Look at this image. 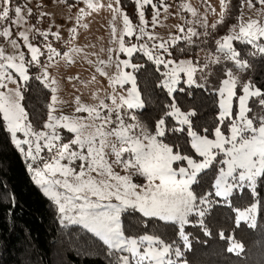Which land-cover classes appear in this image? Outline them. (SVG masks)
Returning <instances> with one entry per match:
<instances>
[{
	"label": "snow or ice",
	"instance_id": "6c2138e0",
	"mask_svg": "<svg viewBox=\"0 0 264 264\" xmlns=\"http://www.w3.org/2000/svg\"><path fill=\"white\" fill-rule=\"evenodd\" d=\"M29 0L23 5L19 3L13 8V0H0V37L8 39L14 49L19 48L16 39H13V26H20L26 17L32 15V9L28 7ZM89 9L99 7L98 0H84ZM119 3V0H116ZM140 18L137 39L147 36L149 40L157 39L145 32L144 12L140 9L144 5H150L155 9L152 17V25L155 27L159 20L161 9L167 12L168 5L160 0L159 5L153 0H135ZM207 3V0H205ZM249 8L257 4L264 6V0H246ZM245 0H241L243 10ZM221 7H226L225 0H220ZM112 6L109 5V8ZM187 10H195L190 6H184ZM211 8V6L209 5ZM215 12L214 8H211ZM115 13L123 17V30L119 33V51L132 58L135 53L143 52L149 60L156 65H163L168 71L163 73L162 87L168 89L169 94L176 89L173 85L180 82V73H185L187 83L204 87L194 79L197 66L191 60H181L178 63L171 59H165L164 55H171L168 41L153 44L149 50L147 43L130 44L125 46L124 36L135 34V29L129 17L115 9ZM11 13V14H10ZM79 20L84 9H80ZM46 15V13L41 14ZM223 16V13H221ZM238 18V31L234 28L232 33L218 40L217 52L223 53L224 58L235 62L238 68H246V61L240 59L241 53L234 47L233 41L252 45L257 53L264 55V22L249 18L244 21ZM115 20V16L113 17ZM8 22V26L4 23ZM222 21H218L220 23ZM87 27V25H84ZM212 28L216 24L211 25ZM73 33L76 29L71 30ZM179 32H184L183 27H178ZM191 31L193 36L198 35ZM47 38L48 32H40ZM59 38L58 33H53ZM113 35L116 29L113 28ZM19 37L25 42L31 53V59L25 60L24 53L9 55L3 47H0V116L6 122L7 129L11 133L13 143L21 152L32 161H39L43 167H33L29 164L30 171L35 174L36 182L44 187L45 194L58 206L62 218L70 220L74 224H83L90 232L99 237L113 254H118L116 264H175L171 258L172 245L166 244L156 235L147 234V225L151 220H158L165 224H171L178 229V234L189 245L185 226L192 223L189 219L193 214L200 219L197 221L204 229L206 235H210L204 217L209 213L214 201L212 197L221 198L236 213L235 223L239 226L242 222L251 228H255L256 214L259 209L264 210V115L252 116L251 101H255L264 109V91L256 87L252 81L241 82L232 70L225 71L221 86L216 90L219 94L217 125L212 132L205 128L204 134L193 130L192 117L195 111L182 112L173 103L171 111H166L155 125V134L149 132L137 121V117L127 109L142 108L144 106L140 94L136 89V80L131 72H124V68L138 70L141 65L131 62V59L119 60L115 66L117 76L112 77L105 68L112 64V49H108L109 59L96 62V72L101 77L108 76L113 85L131 81L132 88L126 94L115 92L113 95L100 98L95 95L97 101L94 105L81 102L80 97H75L76 113H87V116L55 115L58 106L63 103L56 95L51 96L48 105L47 119L42 125V130H36L29 120V113L22 104L23 91L30 80L29 69L25 65L40 64L39 57L43 55L40 48L29 42L25 31L19 32ZM173 41L180 39L173 37ZM48 51L55 56L61 53L47 45ZM160 50H163L160 52ZM74 52H81L74 48ZM65 57L71 62L68 53ZM53 57L49 55L48 59ZM220 57L213 62L219 63ZM92 64L93 61L89 60ZM172 65L171 68L169 66ZM207 68V64L204 66ZM18 73V79H13V71ZM201 72L204 68L199 69ZM37 80H48L47 67L44 72L35 77ZM69 79H72L71 77ZM95 81L96 77L93 76ZM8 82L15 87L9 88ZM56 83L55 80L52 81ZM47 86V85H46ZM237 89L242 94H238ZM56 93L57 88H52ZM106 99L111 103H106ZM235 100V106H234ZM165 117H175L181 127L172 128L173 132H184L186 126L187 135L190 137L191 149L194 150L196 159L191 154H182L168 144L160 142L157 137H163L168 130ZM223 129V130H222ZM60 130H66L73 134L68 142H63ZM227 132V135L225 134ZM17 133H23L25 139H17ZM213 136L214 138H209ZM24 146H27L25 149ZM46 151L48 158L42 153ZM218 153H223L226 159L217 161ZM186 162V163H184ZM226 165L218 170L212 184L213 191L197 193L193 185L197 182L198 174L215 165ZM174 165H176L174 167ZM121 168L125 174L116 171ZM134 177H142L146 182L137 183ZM236 190H247L249 203L247 206H233L230 198ZM138 213L145 228L144 234L132 236L125 234L122 228L121 216L123 213ZM75 213V215H69ZM221 239L230 242L229 252L237 255L243 251V245L231 236H226L222 231ZM176 257L182 252L179 248L174 251Z\"/></svg>",
	"mask_w": 264,
	"mask_h": 264
},
{
	"label": "trees",
	"instance_id": "16d2710c",
	"mask_svg": "<svg viewBox=\"0 0 264 264\" xmlns=\"http://www.w3.org/2000/svg\"><path fill=\"white\" fill-rule=\"evenodd\" d=\"M253 2L255 3V0ZM17 3L21 5L22 0H13L12 7ZM119 6L130 21H136L135 0H119ZM240 11L241 0H227L222 22L217 29L189 43L175 44L170 49V57L174 60H194L198 49L215 46L217 40L229 33L227 31L231 25L237 23ZM149 14L150 7L146 10L147 17ZM233 46L241 53L240 59L246 61L248 67L238 69L228 61L211 66L210 62L205 70L210 73L205 88L188 87L182 82L172 96L160 86L164 79L163 67L156 65L143 54H134L131 62L141 67L138 70L132 69V73L144 104L136 113L137 121L155 134L156 122L164 117L166 111H171L170 105L174 101L182 112L195 111L196 115L191 118L193 130L204 134L203 130L207 128L211 133L218 123L216 90L225 77V71L232 70L241 82L250 80L264 91V55H252L256 51L252 45L234 41ZM210 53H214V48ZM207 61L205 58L197 64L202 65ZM27 67L30 80L24 88L22 104L29 113L33 127L42 130V125L47 119L51 91L40 80L35 79L39 68L35 65ZM237 91L242 94L239 89ZM250 106L253 108L252 116L264 115V109L255 101H251ZM165 119L168 130L160 137V141L173 147L174 151L180 150L182 154H191L200 159L191 149L186 127L184 132H173L171 129L178 128V124L172 117ZM225 134L227 135V132ZM209 138L213 136L210 135ZM220 160H223L222 154L217 156V161ZM221 167L223 164L217 162L213 167L199 173L197 182L193 185L194 190L197 193L213 191L212 184ZM261 191L264 192V187ZM212 199L217 200L214 196ZM230 202L233 206H247L248 191L236 190ZM189 219L192 223L185 226L189 247L185 250L175 226L155 219L147 225V234L156 235L166 244L182 251V257L175 264H264V210L258 208L257 226L251 228L243 222L237 226L235 212L227 204L221 201L213 203L211 210L203 218L210 235H206L197 222L199 217L193 214ZM121 221L126 235L137 236L145 233L138 213H123ZM222 231L243 245V251L239 255L227 250L230 242L220 238L219 233ZM117 255L113 254L102 240L84 228L77 225H61L56 204L45 197L32 182L0 116V264H116Z\"/></svg>",
	"mask_w": 264,
	"mask_h": 264
},
{
	"label": "rangeland",
	"instance_id": "374dc122",
	"mask_svg": "<svg viewBox=\"0 0 264 264\" xmlns=\"http://www.w3.org/2000/svg\"><path fill=\"white\" fill-rule=\"evenodd\" d=\"M164 2L169 6L168 10L167 12H165L163 11V9H161L160 16L158 18L159 22L155 27L152 25V17L156 10L153 9L150 5H144L143 8L140 9L144 12V19L147 22L144 25L145 32L155 36L157 38L155 40H149L147 36L137 39V36H139L138 27L140 26V18L138 6L135 2L136 21H131L132 26L135 29V34L131 37L127 35L124 36L126 47L133 43L137 44L138 46L141 43H147L149 45V50L155 52L156 50L152 48L153 44H159L161 42L168 41L170 51V49L179 42L189 43L193 39H198L200 36L208 34V32L215 31V29H217L218 25L220 24L218 23V21H221L223 17L221 13H224L225 10V7H221L220 0H207V3L205 2V0H164ZM24 3L25 0H22L21 5H23ZM153 3L159 5L160 0H153ZM226 3L227 0H225V5ZM98 4L99 7L95 10H92L88 8L84 0H29L28 7L32 9V15L26 17L25 22H23L20 26H13L14 35L12 38L17 40L19 48L14 49L8 42V39L0 37V47H3L6 50L7 54L19 55V53L22 52L24 53L25 60L31 59V53L26 47L25 42L21 37H19V32L25 31L29 37V42L32 43L35 47L40 48L41 52L43 53V55L39 57L40 64L33 65L39 68L38 76L44 72L45 66L47 67L49 79L46 81H40L45 86L47 85L46 87L51 91V96L56 95L59 100L63 101V103L58 106V110L55 113V115L57 116H87V113L75 112L76 96L80 97L82 103L94 105L95 103H97V101L94 99L95 95H99L100 98H106L113 95L115 92L126 94L127 90H130L132 88L131 81L125 83L123 86H121L120 84L113 85L108 76L101 77L100 74L96 72V62L100 59L105 61L109 59L108 49L113 50V52L111 53L112 64L106 67L105 71H107L112 77H115L118 74L115 66L117 61L131 59L125 53L119 51V33L123 30L124 27L123 17L121 14L115 13L114 10L120 9V13H125L121 10L119 3H117L116 0H98ZM109 5H111L112 7L109 8ZM209 5L211 6V8L215 9V12L211 10ZM184 6H190L192 9H194L195 15H193V12L187 10V8ZM148 7H150V14L147 17L146 10ZM80 9H84V14L79 20H77V17L81 15ZM241 11H243L242 19L244 21L252 18L264 22V6L262 5L258 4L253 8H249L247 2L245 1L243 10ZM241 11L239 17H241ZM42 13H46V15L42 16ZM114 16L115 20L113 19ZM239 22L240 21L238 20L236 24L230 26L227 31L229 32L228 34L232 33V30L234 28L236 29V31L239 30ZM212 24H216V27L212 28ZM84 25H87V27H84ZM4 26H8V22H5ZM178 27H183L185 31L179 32ZM73 28L76 29L75 33L71 31ZM113 28L116 29L115 36L113 35ZM189 30L195 31L196 33H198V35L193 36L191 34V31ZM40 32H48L49 35L47 36V38H45L39 34ZM53 33H58L59 38H57L56 35H53ZM224 36L225 35H223L222 37ZM173 37H179L180 39L173 41ZM221 38L219 40H221ZM261 41H264V39H262ZM47 45H51L52 48L56 49V51L61 53V55L55 56L54 54L49 53ZM217 47L218 45L217 43H215V46L213 47L212 45H209L208 48L198 49L197 53H195L194 60L192 58L174 60L167 54L164 55V58L174 60L177 63L181 60L193 61L198 69L195 73L194 79L198 84L204 85V87L202 88H205L206 82L209 79L210 75V73L208 71L206 72L205 70L209 67L210 62L211 66H214L217 64H223L224 62L228 61L235 67H237L234 61L224 58L223 53H218L216 51ZM74 48H79L82 51L79 53L74 52ZM213 48L214 53H210ZM162 51L163 50H160V52ZM64 53L69 54V56L71 57V62H69V59L65 57ZM135 54H143V52H138ZM49 55H52L53 57L51 60L48 59ZM216 57H220L219 63L213 62ZM205 58L208 60L207 62L202 63V65L197 64V62H199L200 60L204 61ZM89 60L93 61V63L90 64ZM152 61H154V59ZM206 64L207 68L204 67ZM25 66L27 67V64ZM158 66L163 67V65ZM171 67L172 65L169 66V68ZM201 68H204L203 72L199 70ZM168 70L169 69H165L163 67V73ZM12 71L13 79H18V73H15L14 70ZM123 71L132 73L131 68H124ZM93 76L96 77L95 81L92 80ZM70 77L72 79H69ZM53 80L56 81L55 84L52 83ZM182 82L185 86L197 87L195 84L189 85L187 83V76L185 73H180V82L176 85H173V87L177 90ZM8 87L12 88L15 87V85L11 82H8ZM52 88H57V92L53 93ZM164 89L168 92V89L166 87H164ZM174 92H172L171 94H169L168 92V94L172 96ZM217 97L219 100L218 92ZM106 103L110 104L111 101L106 99ZM141 109L142 108L127 109V111L136 116V113ZM172 118L178 124V126L181 127L176 118ZM4 123L7 129L6 122ZM9 134L11 137V142L14 145L15 149L19 152L32 182L41 190L42 194L45 197L51 200L49 196L45 194L44 187L36 182L34 172L30 171L29 169L30 163L33 164V167L40 168L43 167L42 163H40L39 161L32 162L25 155V153L21 152L16 144L13 143L12 135L10 132ZM60 134L62 136L63 142H68L73 136V134L68 133L66 130H60ZM25 138L26 137H24L23 133H17V139L23 140ZM157 139L160 141V137H157ZM24 147L25 149L27 148V146ZM218 154H222L223 159L227 158L223 153ZM41 155H43L45 159L48 158L46 151ZM223 167L226 168V165H223ZM116 171L120 172L121 175L125 174L121 168H116ZM134 180L137 183L146 182L142 177H134ZM216 199L223 202L221 198ZM58 213L61 225H77L89 231L83 226V224H74L70 220L62 218V214L59 211ZM69 215H75V213H69ZM92 234L95 235L94 233ZM182 242L184 250L187 249L189 245L186 246L183 240ZM175 249L176 248L172 247L173 254L171 258L176 262L182 257V255L180 257H176L174 255Z\"/></svg>",
	"mask_w": 264,
	"mask_h": 264
}]
</instances>
